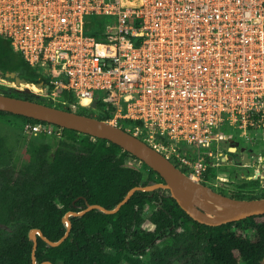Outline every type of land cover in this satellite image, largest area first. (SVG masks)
Returning <instances> with one entry per match:
<instances>
[{"label":"built area","instance_id":"2783aa9c","mask_svg":"<svg viewBox=\"0 0 264 264\" xmlns=\"http://www.w3.org/2000/svg\"><path fill=\"white\" fill-rule=\"evenodd\" d=\"M92 16L110 20L96 29ZM0 37L39 74L43 99L102 105L193 180L229 182L208 171L240 137L257 153L244 167L264 177V0H0Z\"/></svg>","mask_w":264,"mask_h":264},{"label":"trees","instance_id":"16d2710c","mask_svg":"<svg viewBox=\"0 0 264 264\" xmlns=\"http://www.w3.org/2000/svg\"><path fill=\"white\" fill-rule=\"evenodd\" d=\"M93 23L96 29L101 28L98 20ZM91 33L96 35L97 31ZM6 69L20 72L31 83L42 80L10 42L0 37V70ZM101 108L99 105L98 118L109 119L111 115ZM78 112L85 114L82 108ZM0 114L12 115L25 123H46L4 111ZM139 123L123 121L122 126ZM38 146L34 171H25L15 180L6 174L0 178V222L15 224L9 236L0 238V264H33L32 229H40L50 240L59 241L68 229L63 222L68 212L82 211L88 204L114 209L133 187L162 179L152 169L145 175L141 168L127 163L126 158L134 156L119 145L76 130L64 128L49 162L44 154L50 145ZM216 170L210 167L208 172L215 176ZM202 182L208 184L207 178ZM247 182L254 185L257 181ZM254 198L260 196L251 197ZM147 213L153 230L142 227ZM70 220L71 233L58 246L38 235L37 264H197L199 250L204 252L203 264H262L264 259V214L220 226L202 224L182 209L169 190L136 191L117 213L94 209L70 216ZM167 237H172L173 242L160 247L157 242ZM148 251L150 259L145 262L142 257Z\"/></svg>","mask_w":264,"mask_h":264},{"label":"water","instance_id":"95a60500","mask_svg":"<svg viewBox=\"0 0 264 264\" xmlns=\"http://www.w3.org/2000/svg\"><path fill=\"white\" fill-rule=\"evenodd\" d=\"M7 76L14 79L18 86H21V83L29 84L27 79L20 76L18 72L13 71L11 74H7ZM37 84L43 86L41 83ZM13 90L15 93L38 96V94L28 87H24V89L15 87ZM12 93V90L0 92V111L23 115L28 118L109 140L145 163L162 178V181L155 184L133 187L114 209H107L100 204H88V207L82 211L68 212L63 218V222L67 223L68 229L59 241L50 240L40 229H32L30 238L34 241L33 264H37L38 235L50 245L58 246L71 233L72 222L70 216L83 215L94 209H100L107 214L117 213L132 198L136 191L169 190L170 195L195 221L211 226H220L251 216L264 214V197L254 199L235 198L218 192L203 182L193 180L165 155L120 126L102 120L97 115L83 114L33 99L16 97ZM96 106L97 101H94L92 107L95 108ZM231 145L234 147L226 150L228 159L225 163L243 165V163H250L252 155L257 154L253 148L247 149L246 146H240V141L236 139L231 140ZM42 264L53 263L46 261Z\"/></svg>","mask_w":264,"mask_h":264},{"label":"rangeland","instance_id":"374dc122","mask_svg":"<svg viewBox=\"0 0 264 264\" xmlns=\"http://www.w3.org/2000/svg\"><path fill=\"white\" fill-rule=\"evenodd\" d=\"M91 21L94 22V20H98L100 25H103L107 21L110 20L109 17H96L92 16L90 17ZM16 52V51H15ZM21 75V74H20ZM29 84H31L29 82ZM38 85V84H37ZM20 88L24 89L25 86L21 87L18 86L15 81L12 79L7 78L3 74H0V92H7L9 90H12V95L16 97H22L20 93H15L13 90L14 88ZM39 88H41L40 85H38ZM41 90V89H40ZM35 93H39L41 95L42 91H35L32 90ZM32 96V95H30ZM35 97L36 101L44 102L49 105H55L57 107L61 108H68V106H64L60 103H53L52 101H48L43 99L42 97ZM72 109V108H71ZM69 110V109H68ZM85 114H97V110L90 111L89 109H84ZM28 122L21 121L20 119H17L16 117H13L12 115L7 114H0V178L2 177V174H6V176L9 179H18L24 175L25 171H34L35 166L38 163V160H36L38 156V151H36L38 145L42 143H48L50 145V148L45 151V158L46 162H49L56 150V148L59 145V141L61 138H58L56 136H47L39 134L37 136H27L25 133V126ZM226 127L222 128V131L231 132V130H225ZM238 141L242 145H246L248 142V138L246 137H240L237 138ZM126 162L130 163L132 165L138 166L141 168L145 175L149 172V167H145L143 162L140 160L128 156L126 158ZM257 166H251L249 169V172H247L245 167H234L230 165H222L221 167H218L219 170L217 173L219 175H223L224 177H229V182H221L220 180H211L208 182V185L214 188V190L221 192L223 194L233 196L237 195L239 197H243L242 199H251L252 196H260L262 197L264 195V177H259L257 179V174H255L254 170ZM263 169V167H261ZM247 173L246 176H242V173ZM245 175V174H243ZM249 175V176H247ZM235 178V179H233ZM251 180H256L257 182L254 185L253 182H247ZM159 181H162L160 179ZM233 181V182H232ZM244 183L247 184V187H241ZM250 184V185H249ZM149 213L146 214V220L144 221L142 227L146 230H153L154 225L149 219ZM145 224H147L145 226ZM15 224H5L3 222H0V238L4 239L7 236L10 235L11 232L14 231ZM179 231H182V229H179ZM173 242L172 237L164 238L160 241H158V245L160 247H164L167 244H171ZM110 252H114L112 249H108ZM145 262H148L150 259V251L147 252V255L142 257ZM198 261L197 264H203L204 262V252L203 250H199L197 253ZM122 264H126L123 262ZM175 264H178V261L175 262ZM262 264H264V259L262 260Z\"/></svg>","mask_w":264,"mask_h":264},{"label":"flooded vegetation","instance_id":"af4514ba","mask_svg":"<svg viewBox=\"0 0 264 264\" xmlns=\"http://www.w3.org/2000/svg\"><path fill=\"white\" fill-rule=\"evenodd\" d=\"M11 72H13V70H11V69H6L5 71H1L0 70V74H3L4 76H6L7 78H9L8 76H7V74H11ZM16 72V71H15ZM19 74H21L20 72H18ZM20 76H22V75H20ZM23 77V76H22ZM9 79H11V78H9ZM13 81H15L14 79H12ZM21 94V93H20ZM37 94V93H36ZM21 96L22 97H24V98H29L30 97V95L29 94H21ZM33 96V95H32ZM36 97H41V95L38 93V96H36ZM30 99V98H29ZM33 100H35V99H33ZM233 146V145H232ZM234 147V146H233ZM251 167V166H250ZM250 167H247V168H250ZM245 169L247 172H249V169ZM256 171V169L254 170V172ZM244 174V173H243ZM246 172H245V175H243V176H246ZM255 174H256V172H255ZM247 176H249V175H247ZM258 178H259V176H258ZM257 178V179H258Z\"/></svg>","mask_w":264,"mask_h":264},{"label":"bare ground","instance_id":"6f19581e","mask_svg":"<svg viewBox=\"0 0 264 264\" xmlns=\"http://www.w3.org/2000/svg\"><path fill=\"white\" fill-rule=\"evenodd\" d=\"M23 86H25V87H28V88H30L31 90H35V91H41L40 89L41 88H39L38 87V85L36 84V83H31V84H25V83H21V87H23ZM85 103H87V101H85ZM217 209H219V208H217Z\"/></svg>","mask_w":264,"mask_h":264},{"label":"clouds","instance_id":"9594fccd","mask_svg":"<svg viewBox=\"0 0 264 264\" xmlns=\"http://www.w3.org/2000/svg\"><path fill=\"white\" fill-rule=\"evenodd\" d=\"M28 81V80H27ZM29 82V81H28ZM31 83V82H30ZM38 83H41V82H38ZM34 84V83H33ZM37 84V83H36ZM42 84V83H41ZM43 85V84H42ZM41 87H43V86H41ZM53 106H55V105H53ZM65 109H67V108H65ZM72 110V109H71ZM237 140V139H236ZM240 146H246V145H242L241 143H240ZM231 147H233V146H231ZM247 149H249L248 147H247ZM228 155V154H227ZM243 156V155H242ZM244 157V156H243ZM250 163H252V159H251V162ZM250 163H243V165H236V166H239V167H244V165L245 164H250ZM231 164V163H230ZM235 165V164H234ZM252 166V165H251ZM250 167V166H249ZM245 168H247V167H245ZM208 185V184H207ZM214 189V188H213Z\"/></svg>","mask_w":264,"mask_h":264},{"label":"crops","instance_id":"0c3cea01","mask_svg":"<svg viewBox=\"0 0 264 264\" xmlns=\"http://www.w3.org/2000/svg\"><path fill=\"white\" fill-rule=\"evenodd\" d=\"M244 158H245V156H244ZM227 159H228V156H227V154L226 155H224V157H223V162H224V165L225 166H227V165H230V166H234V167H236V165H234V164H230L229 162H227V163H225L226 161H227ZM239 167V166H238ZM245 174V173H244ZM242 176H243V173H242Z\"/></svg>","mask_w":264,"mask_h":264}]
</instances>
